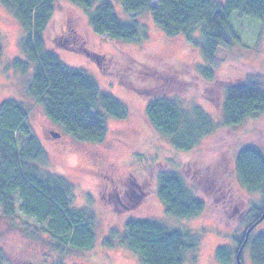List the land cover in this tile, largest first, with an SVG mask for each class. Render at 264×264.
<instances>
[{
	"label": "trees",
	"instance_id": "trees-1",
	"mask_svg": "<svg viewBox=\"0 0 264 264\" xmlns=\"http://www.w3.org/2000/svg\"><path fill=\"white\" fill-rule=\"evenodd\" d=\"M69 1L84 10L89 25L99 35L131 41L140 32L136 15L149 12L166 35H181L199 49L206 65L198 69V74L210 81L214 92L223 95L220 121L199 106L185 109L172 96L175 94L151 96L145 107L149 123L170 137L176 149L189 151L200 138L221 126L238 125L264 110V77L217 79L210 66L219 48H228L238 39L231 25L233 12L261 22L264 0H157V5L151 0H120L123 10L130 16L128 22L118 18L108 0ZM0 2L25 31L20 42L22 57H14L11 65L22 74H29L26 89L29 96L43 105L45 116L61 132L85 142H102L107 133L104 117L122 119L129 110L118 98L101 93L85 72L66 67L55 52L46 47V31L56 0ZM177 77L171 80L168 89L188 90L193 81ZM26 120L27 110L22 102L14 99L0 102L1 213L14 218L20 211L42 223L53 250L81 252L91 249L95 242L94 216L87 208L73 206L70 186L62 176L43 168L48 155ZM208 169L192 161L178 170H159L156 191L165 212L174 217L192 218L204 215L212 207L220 223L243 227L240 236H233L234 248L216 247L218 263L237 264V254L240 252L241 259L242 250L248 246L252 264H264V232L252 234L262 221L264 209L263 151L250 145L239 148L228 174L218 167ZM234 177L245 191L229 183ZM224 178L227 180L222 181ZM194 190L202 192L205 198L195 196ZM246 192H257L260 203L248 201ZM123 231L120 243L136 253L141 264H184L188 253L192 260L196 258L199 238L192 231L140 218L127 221ZM103 244L113 245L109 238ZM0 264H7L1 246Z\"/></svg>",
	"mask_w": 264,
	"mask_h": 264
},
{
	"label": "rangeland",
	"instance_id": "rangeland-1",
	"mask_svg": "<svg viewBox=\"0 0 264 264\" xmlns=\"http://www.w3.org/2000/svg\"><path fill=\"white\" fill-rule=\"evenodd\" d=\"M108 1L121 21L130 20L120 0ZM151 3L157 5V0ZM136 20L140 24L138 37L131 41L114 40L95 33L82 8L69 0H56L46 31V47L66 67L85 72L101 93L118 98L129 110L122 119L104 117L106 136L100 143H91L61 132L45 116L43 105L27 93L29 74H22L11 65L14 57H22L20 42L25 31L0 2V102H22L27 110L26 121L48 155L43 168L66 180L73 206L87 208L95 221L91 249L58 252L52 249L42 223L20 211L14 218L0 211V246L5 250L7 264H141L139 256L120 243L125 223L138 218L195 233L199 238L196 258L192 260L188 253L184 264H219L216 247H235L233 236H240L243 227L220 223L212 207L204 215L192 218L166 213L157 196V175L161 169L178 170L192 161L208 167V171L218 167L228 174L239 148L250 145L264 153V110L238 125L221 126L200 138L189 151L176 149L170 137L147 120L148 98L161 93L175 94L172 96L185 109L199 106L220 121L223 95L214 92L210 81L198 74V69L206 65L199 49L181 35H166L149 12L137 14ZM231 25L238 39L230 47L216 51L210 65L215 70L214 78L264 77V19L259 22L233 12ZM177 76L193 81L188 90L168 89ZM51 132H59L60 136L54 137ZM229 183L245 191L235 177ZM106 186L112 193L109 199ZM194 193L205 198L202 192ZM246 193L248 201L260 203L257 192ZM259 232H264V218L252 234ZM106 238L112 246H104ZM240 262L252 264L248 246L242 250Z\"/></svg>",
	"mask_w": 264,
	"mask_h": 264
},
{
	"label": "water",
	"instance_id": "water-1",
	"mask_svg": "<svg viewBox=\"0 0 264 264\" xmlns=\"http://www.w3.org/2000/svg\"><path fill=\"white\" fill-rule=\"evenodd\" d=\"M51 134L54 136V137H59L60 136V133L58 132H51ZM264 218V209H263V213H262V216H261V220ZM240 252L237 254V264H241L240 262Z\"/></svg>",
	"mask_w": 264,
	"mask_h": 264
},
{
	"label": "flooded vegetation",
	"instance_id": "flooded-vegetation-1",
	"mask_svg": "<svg viewBox=\"0 0 264 264\" xmlns=\"http://www.w3.org/2000/svg\"><path fill=\"white\" fill-rule=\"evenodd\" d=\"M105 194L107 195V197H108V199L111 197V191H110V189H108V187L106 186V188H105Z\"/></svg>",
	"mask_w": 264,
	"mask_h": 264
}]
</instances>
